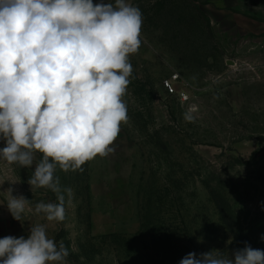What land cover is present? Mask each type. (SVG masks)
Instances as JSON below:
<instances>
[{"label": "rangeland", "instance_id": "rangeland-1", "mask_svg": "<svg viewBox=\"0 0 264 264\" xmlns=\"http://www.w3.org/2000/svg\"><path fill=\"white\" fill-rule=\"evenodd\" d=\"M130 2L142 43L114 151L82 171L57 167L61 189L73 190L62 222L34 210L57 202L27 182L42 154L30 168L0 159V238L43 224L68 248L66 264H179L213 250L234 260L245 242L264 250V0ZM174 74L186 101L163 86ZM9 187L29 200L21 221Z\"/></svg>", "mask_w": 264, "mask_h": 264}, {"label": "clouds", "instance_id": "clouds-1", "mask_svg": "<svg viewBox=\"0 0 264 264\" xmlns=\"http://www.w3.org/2000/svg\"><path fill=\"white\" fill-rule=\"evenodd\" d=\"M142 25L130 0H0V159L30 168L42 154L27 182L31 191L56 194L57 202L35 205L47 221H64L65 194L69 204L73 197L71 187L61 189L57 167L82 171L114 151L128 121L123 98ZM3 192L11 216L21 221L29 200L13 195V187ZM233 255L190 252L179 264H264V250L247 242ZM68 256L43 224L31 226L27 238H0V264H66Z\"/></svg>", "mask_w": 264, "mask_h": 264}, {"label": "built area", "instance_id": "built-area-1", "mask_svg": "<svg viewBox=\"0 0 264 264\" xmlns=\"http://www.w3.org/2000/svg\"><path fill=\"white\" fill-rule=\"evenodd\" d=\"M180 81L179 74H174L170 78L164 80L163 86L168 94L179 95L181 101H186L189 99L186 90L178 89L176 84Z\"/></svg>", "mask_w": 264, "mask_h": 264}, {"label": "trees", "instance_id": "trees-1", "mask_svg": "<svg viewBox=\"0 0 264 264\" xmlns=\"http://www.w3.org/2000/svg\"><path fill=\"white\" fill-rule=\"evenodd\" d=\"M221 215H222V218L225 219L224 217H226V213L223 209H221Z\"/></svg>", "mask_w": 264, "mask_h": 264}]
</instances>
